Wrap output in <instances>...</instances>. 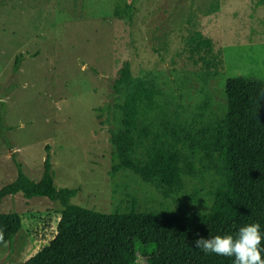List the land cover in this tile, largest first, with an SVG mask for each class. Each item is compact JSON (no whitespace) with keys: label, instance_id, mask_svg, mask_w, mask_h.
I'll use <instances>...</instances> for the list:
<instances>
[{"label":"rangeland","instance_id":"374dc122","mask_svg":"<svg viewBox=\"0 0 264 264\" xmlns=\"http://www.w3.org/2000/svg\"><path fill=\"white\" fill-rule=\"evenodd\" d=\"M197 31L221 51L218 67L187 46ZM148 76L171 117L220 112L229 77L264 78V0H1L0 188L18 177V164L39 181L51 153L55 184L79 188L73 204L120 215L208 210L216 169L203 153L185 151L170 197L122 164L142 151L138 87ZM60 210L21 192L0 201V212L23 222L0 264L43 249Z\"/></svg>","mask_w":264,"mask_h":264},{"label":"trees","instance_id":"16d2710c","mask_svg":"<svg viewBox=\"0 0 264 264\" xmlns=\"http://www.w3.org/2000/svg\"><path fill=\"white\" fill-rule=\"evenodd\" d=\"M186 44L207 66L220 65L221 51L216 52L200 31ZM262 90L264 78L229 77L221 111L187 122L163 109L154 79L148 76L139 81L136 141L142 151L134 161L122 158V164L170 197L171 188L184 174L181 165L189 162L185 151L203 153L202 159L216 169V184L209 192L212 201L205 211L190 212L179 204L171 215L102 213L72 203L79 188L55 184L51 153L37 182L18 164V177L0 188V201L21 192L26 198L47 197L61 205L53 238L22 264H137L140 257L147 264H232L234 257L206 255L193 241L199 238L197 233L203 237L235 235L252 223L261 225L264 236ZM22 225L19 213L0 212L4 237L0 248L14 241ZM261 249L264 257V239Z\"/></svg>","mask_w":264,"mask_h":264},{"label":"clouds","instance_id":"9594fccd","mask_svg":"<svg viewBox=\"0 0 264 264\" xmlns=\"http://www.w3.org/2000/svg\"><path fill=\"white\" fill-rule=\"evenodd\" d=\"M264 96V90L261 93ZM259 223L247 224L240 227L235 235L199 236L193 241L196 249L206 255L216 254L218 256L234 257L232 264H264L262 257L261 235ZM3 231L0 230V242L3 241Z\"/></svg>","mask_w":264,"mask_h":264}]
</instances>
